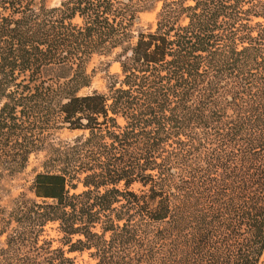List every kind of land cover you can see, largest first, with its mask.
Segmentation results:
<instances>
[{"label":"trees","instance_id":"1","mask_svg":"<svg viewBox=\"0 0 264 264\" xmlns=\"http://www.w3.org/2000/svg\"><path fill=\"white\" fill-rule=\"evenodd\" d=\"M145 1L0 0V186L82 131L0 204V264H264V0H164L133 43Z\"/></svg>","mask_w":264,"mask_h":264},{"label":"rangeland","instance_id":"2","mask_svg":"<svg viewBox=\"0 0 264 264\" xmlns=\"http://www.w3.org/2000/svg\"><path fill=\"white\" fill-rule=\"evenodd\" d=\"M61 0H46L48 6H57ZM164 0H146L144 3V9L139 12L138 18L133 26L134 37L132 42L135 43L137 40V33L139 31L154 30L157 26L158 13L162 8ZM263 20V19H261ZM264 21V20H263ZM121 49H116L111 54H95L90 59L87 65V71L92 76V82L89 86L83 87L80 90V94L91 93L95 90L105 91L108 83V74H118L121 72V65L116 59L117 53ZM82 134V131H72L67 128L52 129L48 136L47 146L41 150L33 153L30 156L28 165L25 169L15 173L12 176H8L4 179L0 186V204L2 207L9 209L13 203V200L18 197L21 193L27 192L30 194V186L34 180L37 172L44 171V161L52 153L50 151V145L52 143H60L65 141H72L76 136ZM84 187L82 184L78 185L76 190L72 192H80ZM46 234L50 238H54V245H59L57 241L59 235L56 230L55 224H48L46 226ZM4 236H0V243L3 241ZM74 256L77 264H96V261L90 258L88 252L71 253Z\"/></svg>","mask_w":264,"mask_h":264}]
</instances>
